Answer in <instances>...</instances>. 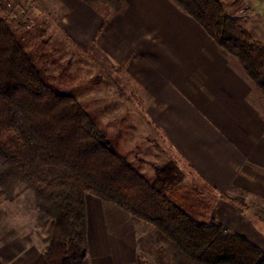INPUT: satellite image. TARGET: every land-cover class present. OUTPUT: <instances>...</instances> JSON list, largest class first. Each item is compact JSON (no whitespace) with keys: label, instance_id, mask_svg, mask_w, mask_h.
<instances>
[{"label":"trees","instance_id":"16d2710c","mask_svg":"<svg viewBox=\"0 0 264 264\" xmlns=\"http://www.w3.org/2000/svg\"><path fill=\"white\" fill-rule=\"evenodd\" d=\"M105 4L102 31L126 0ZM194 18L264 103V44L228 15L219 0H171ZM116 70L122 67L112 66ZM152 125L157 127L151 120ZM0 153L33 191L37 231L48 264H91L86 196L95 195L127 213L138 247L159 264H264V250L228 231L211 215L219 198L246 214L241 197L219 193L191 166L171 161L149 180L111 144L78 98L49 84L6 18L0 17ZM145 233L150 238L146 241ZM149 241V243H148ZM142 264H155L152 261ZM0 264H2L0 262Z\"/></svg>","mask_w":264,"mask_h":264},{"label":"crops","instance_id":"0c3cea01","mask_svg":"<svg viewBox=\"0 0 264 264\" xmlns=\"http://www.w3.org/2000/svg\"><path fill=\"white\" fill-rule=\"evenodd\" d=\"M58 1L68 10L63 27L69 38L100 51L146 93V114L180 163L222 195L243 191L264 200V115L253 102L251 83L194 18L171 0H126L100 31L103 13L82 0ZM219 1L228 13L239 2L255 6L261 0ZM252 30L261 41L256 34L264 30ZM88 196L91 264H142L131 217L112 203L99 215L101 203ZM211 215L264 250V222L257 216L241 213L225 198ZM0 262L48 264L43 247L22 235L0 237Z\"/></svg>","mask_w":264,"mask_h":264},{"label":"rangeland","instance_id":"374dc122","mask_svg":"<svg viewBox=\"0 0 264 264\" xmlns=\"http://www.w3.org/2000/svg\"><path fill=\"white\" fill-rule=\"evenodd\" d=\"M94 8L101 13L108 9L105 4ZM67 12L58 0H0V17L9 21L46 81L75 95L116 151L151 181L156 178V167L174 161L187 174L182 186L189 183L192 177L187 166L179 162L162 132L149 122L146 93L125 70L114 69L100 51L81 47L69 38L63 27ZM227 12L246 30L247 26L251 32L264 30V0L255 6L239 2L236 8L227 7ZM256 35L264 44V34ZM252 99L264 115V103L253 94ZM228 195L242 198L240 191ZM88 197L101 203L96 213L100 215L103 210L107 214L108 202L92 194ZM244 199L248 213L263 223L264 200L247 197L245 193ZM39 230L33 191L0 153V237L29 236L44 251V244L36 234ZM147 234L146 243L150 239ZM140 256L142 262L159 264L157 255L144 249Z\"/></svg>","mask_w":264,"mask_h":264}]
</instances>
